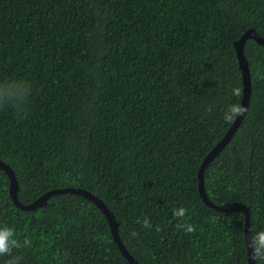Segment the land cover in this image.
<instances>
[{
  "label": "trees",
  "instance_id": "16d2710c",
  "mask_svg": "<svg viewBox=\"0 0 264 264\" xmlns=\"http://www.w3.org/2000/svg\"><path fill=\"white\" fill-rule=\"evenodd\" d=\"M250 28L264 37V0H0V90L30 85L19 107L0 104V160L19 201L83 188L141 264H247L244 214L206 205L197 173L240 104L234 42ZM243 53L249 104L203 182L213 204L249 207L252 237L264 230V46L248 38ZM181 206L194 233L176 227ZM4 226L22 247L0 264H130L91 200L55 193L24 210L0 168Z\"/></svg>",
  "mask_w": 264,
  "mask_h": 264
},
{
  "label": "water",
  "instance_id": "95a60500",
  "mask_svg": "<svg viewBox=\"0 0 264 264\" xmlns=\"http://www.w3.org/2000/svg\"><path fill=\"white\" fill-rule=\"evenodd\" d=\"M252 38L257 43L264 46V37L260 36L256 33V31L252 28L247 29L244 31L240 37L234 42V48L235 53L238 61V66L241 71L242 76V97L240 104L245 106L246 110L249 104V99L251 95V77L249 73V65L248 60L246 59L243 49L246 39ZM246 113V111H245ZM243 113L242 115H239L235 121H233L226 131V133L223 135V137L220 139V141L213 146L209 152L204 156L200 167L198 169V190L199 194L204 201V203L212 208L218 209L220 211H238L242 212L244 214V241H245V247H246V253H247V264H255L256 259L251 258V252L252 248L250 247V240H251V234H250V227H249V207L246 206L243 203L240 202H233L231 206L227 207H220L212 203L211 200H209L207 193L204 188V182H203V172L207 164L220 152V150L226 145V143L230 140V138L233 136L237 128L239 127L241 120L243 116L245 115ZM0 168L5 171L9 178V195L13 201V203L24 209V210H32L36 208L37 206L43 205L46 200L55 193H76L83 195L87 199L91 200L104 214L109 228L111 230L112 236L114 241L117 243V246L122 253V255L127 259V261L130 264H141L139 263L127 250L123 242L119 238L118 234V221L115 219L113 212H111L107 206L104 204V202L98 198L96 195L91 193L90 191L83 189V188H75V187H64V188H58V189H51L44 192L42 195H40L37 199L32 201L28 204H23L19 201L17 198V180L15 178L13 170L10 168V166L6 163H4L2 160H0Z\"/></svg>",
  "mask_w": 264,
  "mask_h": 264
},
{
  "label": "clouds",
  "instance_id": "9594fccd",
  "mask_svg": "<svg viewBox=\"0 0 264 264\" xmlns=\"http://www.w3.org/2000/svg\"><path fill=\"white\" fill-rule=\"evenodd\" d=\"M29 92L30 85L24 83L18 84V86H8L6 90H0V104L13 101L16 103L17 107H19L26 101ZM232 94L239 96L240 90L238 88H234L232 90ZM208 110L211 111V108L209 107ZM245 111V106L241 104H232L224 112L223 119L231 123L235 121L239 115L245 113ZM187 214L188 209L183 206L175 208L172 213L173 217L177 220V229H183L186 233H194L196 231L195 226L184 221V218L187 216ZM137 223H140L144 228H152L151 221L147 217H145L143 220L138 219ZM159 230L160 229L157 227V231ZM133 235H136V233L133 232ZM15 237L16 233L13 228L8 226L0 227V257L10 256L14 248L19 249L22 247L20 241ZM30 244L31 241L25 238L23 241V246H29ZM250 247L252 248V259L264 260V230L255 233V235L251 237ZM18 260L19 257H17L15 260L8 261V264H18Z\"/></svg>",
  "mask_w": 264,
  "mask_h": 264
}]
</instances>
